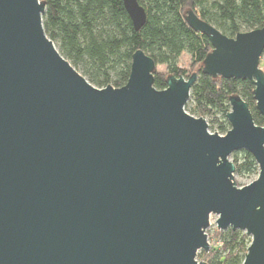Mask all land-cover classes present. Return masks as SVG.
<instances>
[{
    "label": "water",
    "instance_id": "1",
    "mask_svg": "<svg viewBox=\"0 0 264 264\" xmlns=\"http://www.w3.org/2000/svg\"><path fill=\"white\" fill-rule=\"evenodd\" d=\"M135 32L138 0H121ZM40 0H0V264H206L210 217L251 239L264 264V126L229 98L224 135L185 112L197 75L154 88V61L131 56L127 83L96 89L56 50ZM212 51L202 72L249 82L264 118V28L222 35L193 12ZM258 178L238 188L232 154Z\"/></svg>",
    "mask_w": 264,
    "mask_h": 264
},
{
    "label": "trees",
    "instance_id": "2",
    "mask_svg": "<svg viewBox=\"0 0 264 264\" xmlns=\"http://www.w3.org/2000/svg\"><path fill=\"white\" fill-rule=\"evenodd\" d=\"M40 2L45 5L43 29L46 36L57 43L59 54L74 69H80L93 87L103 89L111 84L119 89L125 86L131 56L141 50L154 61V88L165 90L169 76L185 77V71L179 69L176 62L186 52L191 57V67L197 68L192 73L197 75V81L190 91L189 115L211 119L212 124L217 125L218 133L225 135L229 129L226 119L230 112L229 98L239 96L248 105L254 124L264 126V118L255 109L254 88L249 82L213 79L203 74V62L212 51L211 45L207 37L192 31L185 21L191 11L222 35L234 38L239 33L264 28V0H138L146 13V23L138 32L134 31L121 0ZM160 65L168 66V75L156 72ZM238 154L242 155L241 159L235 156L232 161L235 174L258 172L251 155L244 151ZM216 238L220 248L201 251L198 261L243 263L250 245V239L244 233L229 229L220 232Z\"/></svg>",
    "mask_w": 264,
    "mask_h": 264
},
{
    "label": "rangeland",
    "instance_id": "3",
    "mask_svg": "<svg viewBox=\"0 0 264 264\" xmlns=\"http://www.w3.org/2000/svg\"><path fill=\"white\" fill-rule=\"evenodd\" d=\"M143 1V0H141ZM56 50L58 51V45L57 43H53ZM59 52V51H58ZM176 66L181 69V70H184L185 71V77L184 79H187L189 78V76L197 71V68H192L191 67V57L188 53L184 52L180 55V57L177 59V62H176ZM262 68V64L260 62V69ZM82 77L83 76V73L80 69H75ZM262 70H264L262 68ZM156 72L157 73H160V74H163V75H168L169 74V69H168V66H163V65H160V66H157L156 67ZM86 79V77H84ZM87 80V79H86ZM108 86H111L113 87L111 84L108 85ZM96 88V87H95ZM98 89V88H96ZM241 98V97H240ZM192 104L191 102H188L186 104V108H187V111L185 110V112L189 115V109L191 108ZM191 116V115H190ZM194 118H198L196 117L195 115L192 116ZM218 119H219V122H222L221 121V117L218 116ZM208 125V132L210 134H217L219 136H224V135H221L218 133V128H217V125H213L212 122H211V119H204ZM213 127V128H212ZM230 130V126H229V129L228 131ZM242 152V151H241ZM239 152L237 153H234L231 155V157L229 158V160L232 162L234 157L237 156V158L240 160L242 155L241 154H238ZM258 178V172L255 173V174H244V175H237V174H234V183H236L237 187L238 188H242V187H245V186H248L250 185L252 182H254L255 180H257ZM218 217L212 215L210 217V226L209 228L207 229L206 231V235H207V238H208V244L210 247H215V248H220V242L219 240H217L216 238V235H218L221 231H219L217 229V226H216V221H217ZM243 233V232H242ZM245 234V233H244ZM249 238V237H248ZM250 239V238H249ZM250 242H251V239H250Z\"/></svg>",
    "mask_w": 264,
    "mask_h": 264
},
{
    "label": "built area",
    "instance_id": "4",
    "mask_svg": "<svg viewBox=\"0 0 264 264\" xmlns=\"http://www.w3.org/2000/svg\"><path fill=\"white\" fill-rule=\"evenodd\" d=\"M261 63L264 64V57H261Z\"/></svg>",
    "mask_w": 264,
    "mask_h": 264
}]
</instances>
